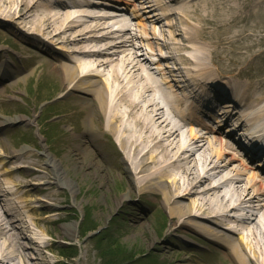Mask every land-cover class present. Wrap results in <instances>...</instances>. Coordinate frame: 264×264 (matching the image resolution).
Wrapping results in <instances>:
<instances>
[{
	"label": "bare ground",
	"instance_id": "obj_1",
	"mask_svg": "<svg viewBox=\"0 0 264 264\" xmlns=\"http://www.w3.org/2000/svg\"><path fill=\"white\" fill-rule=\"evenodd\" d=\"M103 1L101 4H109L106 2L111 0ZM143 7L157 12L147 14L144 19L135 12L139 39L146 41L140 45L154 52L151 43L144 39L151 33L161 45H157L156 50L168 49L165 70L159 61L155 67L160 80L144 65L148 60L140 53V45L135 44L137 34L130 24H122V19L117 17L119 12L98 13L94 11L96 6L84 0L68 4L59 0H0V26L17 39L32 44L38 35H44L51 41L65 43L57 47L65 53L69 51L66 48L76 52L71 58L54 50L44 54L60 79V95L71 96V107L77 108L70 116L78 129L80 159L72 158V167L65 168L60 159L48 158L54 181L74 195L77 180L73 181L69 172L77 173L89 156L97 164L102 163L99 156L107 157L111 163L108 173L116 167L119 169L122 163L121 170L129 179L127 191L119 200L130 197L132 192L159 195L168 215L177 220L172 229L195 231L207 242L219 246L230 264H264V179L243 162L242 167H232L238 151L223 138L227 135L221 129L212 131L205 127L207 131L200 133L194 128V124L202 125V122L193 116L210 111L202 106L193 110L194 106L188 103L195 92L212 82L199 78L211 75L205 68L208 49L201 47L199 55L190 57L174 56L185 46L190 31L183 26L188 23L176 16L182 13L191 19L196 16L187 12L188 5L179 6L176 11L165 3L160 4V0H145ZM14 21L23 26L20 28ZM113 21L117 24L114 30L110 28ZM25 25H28V34L22 33ZM29 33L35 36H27ZM18 73L7 61L0 63V81L9 79L16 83ZM187 88L192 94L185 93ZM243 95L246 102L243 105L256 109V114L251 115L261 129L264 94L260 96L246 90ZM238 104H226L222 110L218 107L216 121H224L227 109ZM73 114L82 116L78 118ZM14 122L25 125L30 124L31 119L22 115L11 120L0 118V132ZM74 125L70 122V130H74ZM105 138L108 144L117 146L116 151H109L110 155L103 151ZM22 150L8 151L0 143L1 169L20 159L22 165L33 166L32 178L42 179L38 161ZM5 153L15 160L3 161L1 154ZM117 155L120 162L116 161ZM18 167L12 166L11 171L0 175V190L9 194L6 200L0 199V264H48L44 257L47 247L42 245L40 237L35 239L39 242L35 243L36 251L22 240L31 226L20 216L19 210L30 205L32 199L26 197L34 194L23 184L24 175ZM99 175L102 177V172ZM39 191H44L49 199L54 196L49 186H41ZM239 209L245 213H238ZM30 213L31 221L38 225L41 217H37L36 211ZM76 227V222L63 224L61 233L71 238Z\"/></svg>",
	"mask_w": 264,
	"mask_h": 264
},
{
	"label": "rangeland",
	"instance_id": "obj_2",
	"mask_svg": "<svg viewBox=\"0 0 264 264\" xmlns=\"http://www.w3.org/2000/svg\"><path fill=\"white\" fill-rule=\"evenodd\" d=\"M193 2L188 10L195 14L193 21L196 24L194 29L189 28V33L206 38L204 29L207 34L210 28L215 41L210 52L213 63L220 69L225 68L224 71L241 72L235 80L251 83L262 92L264 0ZM18 26L21 28L23 24ZM24 27L22 31H27L28 25ZM207 41L208 37L198 39L202 43ZM0 47V60H6L19 72L16 83L9 79L0 81V118L11 120L22 115L31 119L30 124L14 122L5 126L0 132V143L8 151L24 149L22 151L31 153L40 165L42 176L38 181L32 178L33 166L22 165L20 159L3 169L0 164V175L19 165L20 173L24 175L23 184L26 183V188L34 194L26 197L32 199L30 205L19 210L20 216L30 222L31 229L22 240L33 248L32 251L38 248L39 242L35 239L40 237L42 245L47 247L44 257L48 264H230L219 246L207 242L195 231L172 229L177 220L168 215L159 195L132 192L130 197L119 200L129 185V179L121 170L122 163L109 174L107 170L111 163L107 157L99 156L102 163L97 164L89 156V163L84 160L77 173L69 172L70 178L77 180L78 189L74 195L56 183L48 158L60 159L65 168L72 167V158L80 159L78 129L70 116L77 108L72 109L71 96L57 97L60 79L48 61L41 59L38 49L19 42L2 26ZM24 76L26 78L22 79ZM249 76L255 78L251 81ZM73 116L79 118L82 114ZM70 122L74 130H70ZM209 124L211 128L217 127ZM194 126L201 129V126ZM116 150L117 146L108 144L105 138L104 153L110 155L109 151ZM6 154H1L3 161L15 160ZM120 160L117 155L116 161ZM240 163L238 159L231 165L240 167ZM41 186L51 187L54 196L49 199L44 191L37 192ZM3 192L0 190V199L6 200L9 194ZM32 210L41 217L38 225L30 219ZM73 222L77 223L76 233L69 238L61 233V226ZM234 237L237 238V234ZM68 244L71 245L64 246ZM108 246L110 249L118 246V249L110 251Z\"/></svg>",
	"mask_w": 264,
	"mask_h": 264
},
{
	"label": "trees",
	"instance_id": "obj_3",
	"mask_svg": "<svg viewBox=\"0 0 264 264\" xmlns=\"http://www.w3.org/2000/svg\"><path fill=\"white\" fill-rule=\"evenodd\" d=\"M108 248H109V246H108ZM114 248V249H113ZM110 249V248H109ZM109 249L107 250V252L109 251ZM118 249V246L117 247H112L111 249H110V251H115V250H117ZM106 250V249H105Z\"/></svg>",
	"mask_w": 264,
	"mask_h": 264
}]
</instances>
